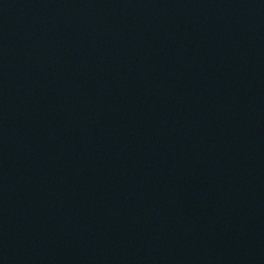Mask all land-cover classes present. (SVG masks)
<instances>
[{
    "label": "water",
    "instance_id": "obj_1",
    "mask_svg": "<svg viewBox=\"0 0 264 264\" xmlns=\"http://www.w3.org/2000/svg\"><path fill=\"white\" fill-rule=\"evenodd\" d=\"M0 264H264V0H0Z\"/></svg>",
    "mask_w": 264,
    "mask_h": 264
}]
</instances>
